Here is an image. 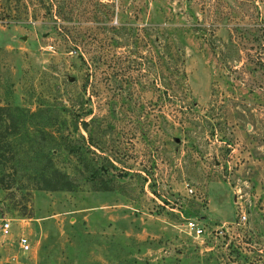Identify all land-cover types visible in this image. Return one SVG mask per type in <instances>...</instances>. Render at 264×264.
<instances>
[{
  "label": "rangeland",
  "instance_id": "rangeland-1",
  "mask_svg": "<svg viewBox=\"0 0 264 264\" xmlns=\"http://www.w3.org/2000/svg\"><path fill=\"white\" fill-rule=\"evenodd\" d=\"M22 1L0 105L60 136L0 185V264H264V0Z\"/></svg>",
  "mask_w": 264,
  "mask_h": 264
},
{
  "label": "trees",
  "instance_id": "trees-1",
  "mask_svg": "<svg viewBox=\"0 0 264 264\" xmlns=\"http://www.w3.org/2000/svg\"><path fill=\"white\" fill-rule=\"evenodd\" d=\"M12 0H10L11 2ZM20 4L21 11L10 9L11 13L18 15L26 14L29 6L26 1L15 0ZM70 2V0L66 1ZM43 6L44 0H39ZM57 3V4H56ZM52 3L54 7H60L65 2ZM20 8V9H21ZM24 10V11H23ZM40 112V113H39ZM44 111H32L29 108L12 107L8 105H0V185L10 187L12 184L18 183L21 178L26 177V173L18 168L24 167L28 169L30 165L42 164V160L46 159L45 145L49 144L50 149L57 147V140L60 136V130L47 131L40 129L44 124H35V133L39 135L34 138L31 124L39 114ZM48 115V114H47ZM86 131L89 124L84 123ZM56 150V149H52ZM57 151V150H56ZM49 158V159H48ZM47 166L43 169H37L36 174L32 177L35 181L33 190L44 191H75L76 187L69 173L58 171L50 166L52 159L47 157ZM50 163V164H48ZM92 175V174H91ZM6 185V186H5ZM36 185V186H35Z\"/></svg>",
  "mask_w": 264,
  "mask_h": 264
},
{
  "label": "built area",
  "instance_id": "built-area-1",
  "mask_svg": "<svg viewBox=\"0 0 264 264\" xmlns=\"http://www.w3.org/2000/svg\"><path fill=\"white\" fill-rule=\"evenodd\" d=\"M242 219H246V216L244 215V216H242ZM192 228H196V233L198 234V236H200V235H202L203 233H204V230H202L201 228H199V227H196V225L194 224V223H190L189 224ZM10 231H11V224L10 223H5L4 225H3V232H4V234L5 235H8L9 233H10ZM20 246H21V248H22V250H23V252H28V251H30V248H31V246L28 244V242L26 241V240H22L21 242H20Z\"/></svg>",
  "mask_w": 264,
  "mask_h": 264
}]
</instances>
